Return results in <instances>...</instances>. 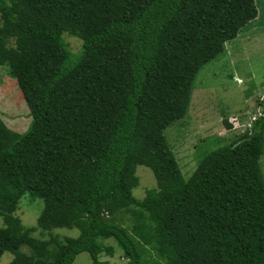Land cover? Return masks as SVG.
<instances>
[{
  "label": "trees",
  "instance_id": "obj_1",
  "mask_svg": "<svg viewBox=\"0 0 264 264\" xmlns=\"http://www.w3.org/2000/svg\"><path fill=\"white\" fill-rule=\"evenodd\" d=\"M255 17L253 0H0V66L30 117L22 133L0 119V256L106 264L112 239L125 264H264V101L251 129L187 179L163 135L198 71ZM136 166L155 182L141 199ZM25 193L42 202L40 234L78 236L31 237L13 215Z\"/></svg>",
  "mask_w": 264,
  "mask_h": 264
},
{
  "label": "rangeland",
  "instance_id": "obj_2",
  "mask_svg": "<svg viewBox=\"0 0 264 264\" xmlns=\"http://www.w3.org/2000/svg\"><path fill=\"white\" fill-rule=\"evenodd\" d=\"M253 2L256 9L254 20L242 27L236 38L224 44L221 55L198 71L186 114L163 131L184 179L192 173L205 152L228 145L249 131L261 114L260 103L264 101V0ZM62 39L72 53L81 48V42L73 37L64 34ZM0 119L6 128L15 133L24 132L30 121L28 109L18 88L7 75L6 66H0ZM258 166L264 185V152ZM134 175L138 184L131 194L135 199H141L144 191L152 189L155 182L150 170L143 166H136ZM41 209V200L30 198L25 193L19 199L13 215L24 227L34 228L30 236L37 240L45 241L49 236H54L62 242L64 238L74 239L78 236L77 230L64 228L40 234L35 223ZM122 216L123 225L127 226V217ZM103 242L112 247L113 255L107 257L99 254L98 260L106 264H125L121 251L112 239ZM21 251L27 253L25 247ZM11 259L9 253L3 252L0 264H8ZM72 264L92 263L87 253H80Z\"/></svg>",
  "mask_w": 264,
  "mask_h": 264
},
{
  "label": "crops",
  "instance_id": "obj_3",
  "mask_svg": "<svg viewBox=\"0 0 264 264\" xmlns=\"http://www.w3.org/2000/svg\"><path fill=\"white\" fill-rule=\"evenodd\" d=\"M3 66H6V68H7V75L9 76V78L10 79H12V81L14 82V84L16 85V83H15V81H14V79L11 77V75H10V73H9V67H8V65L7 64H5V65H3ZM17 87V86H16Z\"/></svg>",
  "mask_w": 264,
  "mask_h": 264
}]
</instances>
